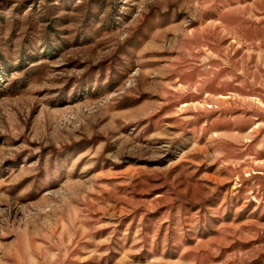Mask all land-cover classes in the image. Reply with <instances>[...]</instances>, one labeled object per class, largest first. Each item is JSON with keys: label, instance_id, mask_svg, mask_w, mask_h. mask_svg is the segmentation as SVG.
I'll list each match as a JSON object with an SVG mask.
<instances>
[{"label": "rangeland", "instance_id": "374dc122", "mask_svg": "<svg viewBox=\"0 0 264 264\" xmlns=\"http://www.w3.org/2000/svg\"><path fill=\"white\" fill-rule=\"evenodd\" d=\"M0 264H264V0H0Z\"/></svg>", "mask_w": 264, "mask_h": 264}, {"label": "bare ground", "instance_id": "6f19581e", "mask_svg": "<svg viewBox=\"0 0 264 264\" xmlns=\"http://www.w3.org/2000/svg\"><path fill=\"white\" fill-rule=\"evenodd\" d=\"M192 99H194V98H192Z\"/></svg>", "mask_w": 264, "mask_h": 264}]
</instances>
